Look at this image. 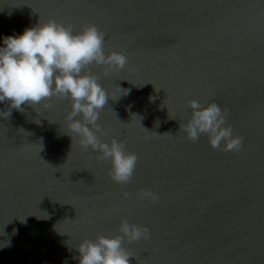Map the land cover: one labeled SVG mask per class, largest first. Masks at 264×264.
I'll return each instance as SVG.
<instances>
[{
  "label": "water",
  "instance_id": "obj_1",
  "mask_svg": "<svg viewBox=\"0 0 264 264\" xmlns=\"http://www.w3.org/2000/svg\"><path fill=\"white\" fill-rule=\"evenodd\" d=\"M50 18L127 56L88 70L109 96L97 135L136 167L114 182L68 131L67 98L0 103V264H79L78 244L122 220L149 229L122 240L129 264H264V0H0V37ZM190 100L227 111L239 150L186 136Z\"/></svg>",
  "mask_w": 264,
  "mask_h": 264
},
{
  "label": "clouds",
  "instance_id": "obj_2",
  "mask_svg": "<svg viewBox=\"0 0 264 264\" xmlns=\"http://www.w3.org/2000/svg\"><path fill=\"white\" fill-rule=\"evenodd\" d=\"M126 63L123 52L105 53L104 33L94 24L74 32L55 19L39 20L18 34L0 37V103L8 100L10 109L22 111L21 105L25 103L37 105L53 96L69 99L68 131L79 138L83 149L90 148L110 161L109 175L114 182L127 184L133 176L137 156L125 151L117 139L105 142L97 135L101 133L97 123L100 110L109 96L98 77L88 70L93 64L105 65L103 74L108 76L112 71L123 69ZM188 106L191 117L183 130L190 140L196 141L200 134H206L212 148L223 145L224 151L239 150L242 138L226 125V110L222 112L215 102L201 105L197 100H190ZM10 115L7 110V116ZM128 196L124 193L125 198ZM137 198L155 201L157 193L146 189ZM119 233L83 239L76 247L79 264H129L131 255L122 246V240L147 239L149 229L122 220ZM4 246L7 243L0 244Z\"/></svg>",
  "mask_w": 264,
  "mask_h": 264
}]
</instances>
